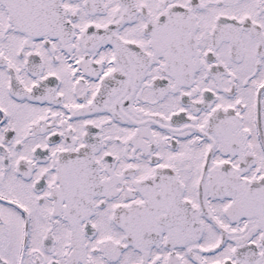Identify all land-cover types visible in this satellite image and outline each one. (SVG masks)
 Returning <instances> with one entry per match:
<instances>
[{
  "label": "snow or ice",
  "instance_id": "snow-or-ice-1",
  "mask_svg": "<svg viewBox=\"0 0 264 264\" xmlns=\"http://www.w3.org/2000/svg\"><path fill=\"white\" fill-rule=\"evenodd\" d=\"M0 264H264V0H0Z\"/></svg>",
  "mask_w": 264,
  "mask_h": 264
}]
</instances>
